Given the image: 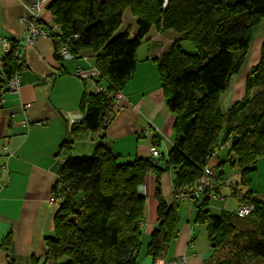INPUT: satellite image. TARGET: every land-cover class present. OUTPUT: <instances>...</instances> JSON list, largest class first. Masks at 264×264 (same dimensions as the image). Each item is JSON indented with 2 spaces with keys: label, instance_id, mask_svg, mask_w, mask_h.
<instances>
[{
  "label": "trees",
  "instance_id": "obj_1",
  "mask_svg": "<svg viewBox=\"0 0 264 264\" xmlns=\"http://www.w3.org/2000/svg\"><path fill=\"white\" fill-rule=\"evenodd\" d=\"M46 7L60 35H79L75 50L91 51L93 66L108 83L103 93L83 94V117L70 127L71 139L85 131L102 133L104 122L114 117L113 94L132 79L136 49L151 27L177 36L157 60L166 106L174 115L173 147L166 165L150 158L117 164L118 157L99 144L91 156L64 158L52 191L61 196V203L54 236L44 240V264H135L145 211L138 188L149 173L155 177L157 225L146 253L153 260L164 257L178 235L181 200L175 193L193 184L226 143L227 159L217 161L216 178L223 180L220 168L226 163L236 168L238 185L245 189L239 203L253 204L254 211L249 217L233 211L214 215L207 196L201 205L193 203L195 221L205 225L213 251L229 248L214 264L264 263V202L251 197L250 190V174L264 157V37L257 62L245 77L242 97L226 110L221 107L222 95L247 58L252 30L264 21V0H167L165 7L164 0H53ZM126 11L135 18L132 37L129 31L115 34ZM184 41L196 52L186 53ZM15 48L13 43L1 59L0 74L7 78L21 69ZM251 89L256 90L253 95ZM69 144L63 143L67 148ZM168 169L174 174L170 202L159 184L160 174ZM235 233L239 238L231 237Z\"/></svg>",
  "mask_w": 264,
  "mask_h": 264
},
{
  "label": "crops",
  "instance_id": "obj_2",
  "mask_svg": "<svg viewBox=\"0 0 264 264\" xmlns=\"http://www.w3.org/2000/svg\"><path fill=\"white\" fill-rule=\"evenodd\" d=\"M32 2L34 0H0V38L14 40L24 34L25 28L19 18L27 15L26 9ZM41 18L52 19L47 7L41 11ZM136 30L135 18L126 11L115 34L129 31L132 37ZM176 36L172 31L150 28L136 49L135 72L121 91L122 98L117 102L114 117L102 133L85 131L74 140L69 129L82 119L81 99L84 93L91 92L74 71L81 68L85 71L84 77L91 75L92 52L80 51L88 57V62L80 58L64 61L58 55L59 38L50 34L24 47L18 72L19 89L5 92L0 104V163L6 165V170L0 171V264L7 260L14 264H44V240L54 236L57 212L56 205L48 198L56 186L64 158L77 156L88 145L94 151L99 144L118 157L117 164H130L135 158H149V147L153 144L162 152L159 165H166L167 155L173 147L174 115L166 106L157 60ZM1 66L0 62V69ZM243 80L238 81L239 89L230 98L229 106L242 97ZM149 122L161 130L163 138L160 142L154 141L151 133L141 136ZM64 142H70L68 148ZM228 149L226 143L209 162L215 176L219 172L217 161L227 159ZM227 165L220 168L222 172ZM229 168L230 171L234 169ZM165 171L169 173L172 188L174 174L170 169ZM154 178V174L149 173L141 189L138 188V193L145 199V211L135 264H167L179 257L185 258V264H214V251L207 249L206 227L196 223L197 210L190 201H178V235L170 243L166 255L153 260L146 253L150 234L157 225V203L155 199V205L151 203V187H146L145 183L151 180L155 183ZM221 178L220 198L210 200V206L214 205L219 213L226 211V198H229L234 200L233 211L245 189L238 185V170L231 178L225 173ZM154 190L155 186L153 198ZM234 190L238 195L233 194ZM172 191L169 200L166 199L169 202L173 198ZM251 197L256 198L253 193Z\"/></svg>",
  "mask_w": 264,
  "mask_h": 264
},
{
  "label": "built area",
  "instance_id": "obj_3",
  "mask_svg": "<svg viewBox=\"0 0 264 264\" xmlns=\"http://www.w3.org/2000/svg\"><path fill=\"white\" fill-rule=\"evenodd\" d=\"M167 0H164V7L166 6ZM48 0H34L27 7V15L21 16L19 22L24 26V34L17 39L9 40L5 38H0V62L4 54L11 50L12 44L14 43L16 48L14 51V57L17 60L19 66H22V54L23 49L27 45H33L38 38L47 37L50 35H56L60 40V46L58 49L59 57L64 61H73L77 58L88 62V57L83 55L80 51L77 52L74 48V43L79 39L78 34L63 36L59 34V27L53 20L45 21L41 18V11L47 6ZM89 71L91 75L84 77V69L78 68L74 71V75L89 87L91 93L98 94L105 92V87L108 84L107 79L101 75V73L91 64H89ZM16 70L11 77L7 78L3 74H0V104L1 97L5 92H17L20 86V78ZM122 98L120 91L113 94V104L117 108L118 100ZM26 108V106H24ZM110 118L104 122V127L110 122ZM39 123H35L37 125ZM149 133L152 134L154 141L162 140L161 130L149 122L148 128L141 131V136H146ZM149 158L152 159L154 163H160L163 159L162 152L156 145H150L149 147ZM216 154L212 155L214 158ZM59 159V158H58ZM6 170V165L0 163V171ZM1 185V183H0ZM223 185V181L216 178L215 172L212 166L209 164L202 169L201 176L193 183L183 186L180 190L175 193V197L181 201H190L196 205H201L205 197L212 199H217L219 197L220 186ZM141 187H139V190ZM144 195V191L142 192ZM220 198V197H219ZM48 201L55 204L57 209L61 203V196L58 194H50ZM254 211L253 204L239 203L233 210V213L238 217H249ZM167 264H185V258L179 257L170 260Z\"/></svg>",
  "mask_w": 264,
  "mask_h": 264
},
{
  "label": "rangeland",
  "instance_id": "obj_4",
  "mask_svg": "<svg viewBox=\"0 0 264 264\" xmlns=\"http://www.w3.org/2000/svg\"><path fill=\"white\" fill-rule=\"evenodd\" d=\"M263 37H264V21H262L261 24L255 26L252 30L250 48H249V52L247 54V58L244 61V63L242 65L240 71L238 72V74L232 78L230 87L228 88V90L225 92V94L221 98V107L223 110H226L229 107L230 98H232L234 92L239 89V86L237 84H238V81L240 80V78L242 80L244 79L243 80L244 81L243 87L241 89V94L243 95L244 88H245V77L249 74V70L251 69V67L253 65H255L257 62L256 56L259 52V48H260V45L262 43ZM181 47L186 53L192 54V53L196 52L195 48L193 47V45L190 42H187V41L181 42ZM255 92H256L255 89L250 90V93L252 95ZM89 134H92L91 131H89ZM93 147H95V146H92V148ZM80 151H81V152H79L80 154H78L79 156H81V155L91 156L93 154V149H90L89 145ZM212 159H215V157ZM219 159H221V156L219 157ZM229 167L230 166L228 164L227 167L225 168L224 172H223V173H225L227 178L233 177L235 172H237L236 168H234L230 171ZM254 167H255V170L252 171L250 174V190L253 192L254 197H256L257 199H260V200H264V157H261L260 159H258L257 163H255ZM216 170H217V168H216ZM159 184H160V190H161L162 196L164 198L166 197L165 199L169 200V196L171 194L172 188H171L170 176H169V173L167 171H163L161 173V176L159 178ZM145 185H146V187H149V188L151 187V195H149L150 196L149 198H150L151 203L155 205V200L152 196L155 183L153 180H151L149 182L147 181L145 183ZM241 196H239V197H241ZM226 200H227L226 201L227 208L225 210L231 212L232 207L234 205V200L233 199L229 200V198L228 199L226 198ZM211 208H212V214H214V215L219 214V211L215 210L214 205H212ZM156 223H155V225H156ZM231 237L232 238L233 237L239 238V234L235 233V234L231 235ZM207 249H209L210 251H213V247H211L210 242L207 243ZM228 253H229V248L227 249L226 247L215 250L214 251V263L216 262V260L222 259ZM259 264H264V263L260 262Z\"/></svg>",
  "mask_w": 264,
  "mask_h": 264
},
{
  "label": "water",
  "instance_id": "obj_5",
  "mask_svg": "<svg viewBox=\"0 0 264 264\" xmlns=\"http://www.w3.org/2000/svg\"><path fill=\"white\" fill-rule=\"evenodd\" d=\"M230 143L233 145L234 143H235V136H233L232 138H231V141H230ZM73 220V217L71 218V221ZM215 246V244L214 243H211V247H214Z\"/></svg>",
  "mask_w": 264,
  "mask_h": 264
}]
</instances>
